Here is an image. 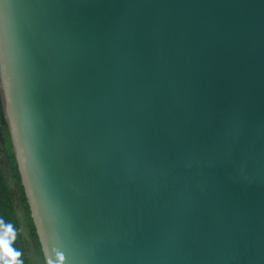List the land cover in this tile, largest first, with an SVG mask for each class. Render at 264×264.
I'll use <instances>...</instances> for the list:
<instances>
[{"label": "water", "instance_id": "obj_1", "mask_svg": "<svg viewBox=\"0 0 264 264\" xmlns=\"http://www.w3.org/2000/svg\"><path fill=\"white\" fill-rule=\"evenodd\" d=\"M0 96L47 264H264V0H0Z\"/></svg>", "mask_w": 264, "mask_h": 264}, {"label": "trees", "instance_id": "obj_2", "mask_svg": "<svg viewBox=\"0 0 264 264\" xmlns=\"http://www.w3.org/2000/svg\"><path fill=\"white\" fill-rule=\"evenodd\" d=\"M0 264H47L0 96Z\"/></svg>", "mask_w": 264, "mask_h": 264}]
</instances>
